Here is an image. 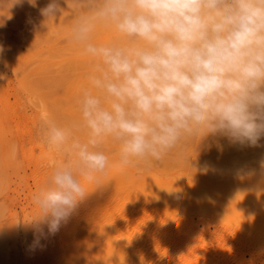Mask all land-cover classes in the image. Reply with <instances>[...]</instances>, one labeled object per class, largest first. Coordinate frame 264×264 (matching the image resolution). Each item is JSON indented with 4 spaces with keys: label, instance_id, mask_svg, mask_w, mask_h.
Masks as SVG:
<instances>
[{
    "label": "rangeland",
    "instance_id": "1",
    "mask_svg": "<svg viewBox=\"0 0 264 264\" xmlns=\"http://www.w3.org/2000/svg\"><path fill=\"white\" fill-rule=\"evenodd\" d=\"M48 3L0 9V264H153L167 252L188 264L196 247L214 260L234 257L230 264L264 259V138L259 146L220 138L211 149L209 140L191 141L148 168L111 166L96 183L82 181L90 193L68 222L54 235L45 228L34 243L31 197L63 162L37 127L44 115L62 126L80 119L77 101L90 67L70 39L71 4L61 0L64 11L47 21L39 9ZM112 38L104 28L93 34L96 43ZM102 147L115 165L116 146ZM115 216L129 226L119 245L100 236ZM158 232L163 239L154 241Z\"/></svg>",
    "mask_w": 264,
    "mask_h": 264
},
{
    "label": "clouds",
    "instance_id": "2",
    "mask_svg": "<svg viewBox=\"0 0 264 264\" xmlns=\"http://www.w3.org/2000/svg\"><path fill=\"white\" fill-rule=\"evenodd\" d=\"M23 3L0 0V9ZM64 3L74 12L70 39L90 60L88 86L77 101L79 120L62 126L44 115L37 127L63 157L31 197L38 212L27 223L37 245L90 193L82 181L96 183L111 166L148 168L191 141L209 140L211 149L220 138L242 146L264 138V0ZM39 11L54 21L64 10L49 0ZM98 28L112 40L96 43ZM106 143L116 146L115 165Z\"/></svg>",
    "mask_w": 264,
    "mask_h": 264
},
{
    "label": "bare ground",
    "instance_id": "3",
    "mask_svg": "<svg viewBox=\"0 0 264 264\" xmlns=\"http://www.w3.org/2000/svg\"><path fill=\"white\" fill-rule=\"evenodd\" d=\"M120 213V212H119ZM120 215V214H119ZM126 215V214H125ZM124 215V216H125ZM126 216H128V215H126ZM126 216H125V219H126ZM77 217V216H76ZM79 217V216H78ZM129 217V216H128ZM83 218V217H82ZM115 218V221H118L117 219H119V221H120V218H119V216L117 217V216H115L114 217ZM121 218H122V216H121ZM80 219V218H79ZM84 219V218H83ZM124 219V218H123ZM123 219H121V221L123 220ZM128 220V219H127ZM125 220V222H127L128 223V221L130 220ZM84 221H86L85 219H84ZM118 221V222H119ZM120 221V222H121ZM124 221V220H123ZM123 221L121 222V223H119L118 224V222H116V223H114V221H113V224L111 225V226H109L107 229H105L102 233H101V235L100 236H102V234H103V238H104V240L102 239V242H104V243H106V242H108V244L109 243H111V242H115L116 244H120L121 243V237H122V233H124V234H126V233H128V231H127V229H128V227L129 226H127V225H125L126 223H123ZM87 222V221H86ZM130 222V221H129ZM132 222V221H131ZM130 222V223H131ZM127 227V229H125V230H123V228L124 227ZM131 228H133V226H131ZM118 229V233H116L117 234V236H116V234H115V232H116V230ZM120 229V230H119ZM121 231V232H120ZM161 233V232H160ZM158 234H159V232H158ZM158 234H156V235H154V238H153V240L154 241H159L160 240V238H162L163 239V237H160V234L158 235ZM102 238V237H101ZM226 239V238H225ZM225 239H223V240H225ZM227 241V240H226ZM103 244V243H102ZM170 245V244H169ZM168 245V246H169ZM171 246V245H170ZM173 246V245H172ZM170 248V247H169ZM172 248V247H171ZM170 248V249H171ZM164 250V249H163ZM168 250V249H167ZM208 250V249H207ZM206 249H204L203 247L202 248H197L196 247V250H195V252H196V255L195 254H193V255H195V256H193V259H192V262H190V263H188V264H230V259H234V257H230V258H224V256H222L224 259H221L222 261H219L218 260V258L217 257H215V260H214V258H212V257H210L211 256V253H210V251L208 250L207 251ZM170 251V250H169ZM165 252V251H164ZM202 252H203V254H202ZM161 253H162V250H161ZM160 253V251L158 252V254L160 255L161 254ZM166 253V252H165ZM164 253V255H166ZM175 253V252H174ZM163 254V253H162ZM202 254V255H201ZM210 254V256L208 257V255ZM163 255V256H164ZM170 255L171 254H169L168 255V252H167V257H168V259L165 257V259L163 258H157L156 260H154L153 261V264H178L177 263V261L178 260H176V259H178L176 256H175V258H172V257H170ZM172 255H173V253H172ZM161 256V255H160ZM264 257V256H263ZM185 259L187 258V257H184ZM220 259V258H219ZM262 259V258H261ZM261 259H255L253 262H254V264H262V263H264V262H262V261H264V259H262V261H261ZM168 260V261H167ZM183 260V259H182ZM218 260V261H217ZM235 260V259H234ZM232 261V260H231ZM152 262V261H151ZM231 263H233V262H231Z\"/></svg>",
    "mask_w": 264,
    "mask_h": 264
}]
</instances>
